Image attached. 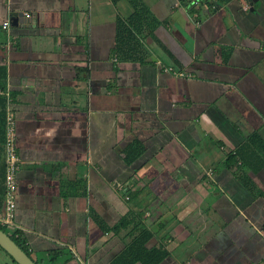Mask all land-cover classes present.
<instances>
[{"label":"crops","instance_id":"1","mask_svg":"<svg viewBox=\"0 0 264 264\" xmlns=\"http://www.w3.org/2000/svg\"><path fill=\"white\" fill-rule=\"evenodd\" d=\"M143 2L160 25L123 57L128 0H0V226L38 264H145V231L159 264H264V0Z\"/></svg>","mask_w":264,"mask_h":264},{"label":"trees","instance_id":"2","mask_svg":"<svg viewBox=\"0 0 264 264\" xmlns=\"http://www.w3.org/2000/svg\"><path fill=\"white\" fill-rule=\"evenodd\" d=\"M113 1L117 2L119 0H113ZM128 1L133 7V12L127 18V20L120 21L119 23L117 48H116V51L119 52V54L123 57H124L123 54L125 53L126 49L131 51L133 54L137 53L143 55V51L141 49L142 43L141 41L139 43L137 37L140 36L139 38L143 39L144 37L150 35L153 31H155V29L160 25V22L155 18V16L150 11V8L143 2V0H128ZM6 75H7L6 69L0 66V88H5L6 86L5 84ZM249 146L250 144L243 143L239 147L237 153L240 155V158L243 159L242 152H244V150H248ZM143 151H144V147L141 144V142L138 140L134 141L133 144L129 145L125 150L124 159L129 165H131L142 155ZM253 153H261V152L256 149V151ZM261 155L264 156L263 153ZM260 159L263 160L264 162V158H260ZM0 228L5 230V228L2 226H0ZM9 235L17 242V244L24 251H26L31 256L29 249L23 244V242L19 238L15 237L13 234H9ZM152 236L153 234L151 231H145V233L139 236L135 240V243L132 245L133 248L138 245V248L142 249L143 255L139 258L144 260L145 264H159L168 256V252L165 250L164 246L162 245L147 248V243H149ZM126 258L127 257L123 255L122 257L119 258V260L126 261ZM11 260L14 263H16V261L12 257Z\"/></svg>","mask_w":264,"mask_h":264},{"label":"built area","instance_id":"3","mask_svg":"<svg viewBox=\"0 0 264 264\" xmlns=\"http://www.w3.org/2000/svg\"><path fill=\"white\" fill-rule=\"evenodd\" d=\"M27 16H31V14H27ZM10 26L9 21H5L3 24L4 29H8ZM167 72H172L180 77L186 76L183 72L175 71V69L166 68ZM14 132H12V136L9 140V154L7 157V168H6V181H5V189H6V208L5 213L0 216V222L5 225L11 227L14 224V220L16 218L17 209H18V195H19V185H18V170H19V160L17 157V153L14 149Z\"/></svg>","mask_w":264,"mask_h":264},{"label":"water","instance_id":"4","mask_svg":"<svg viewBox=\"0 0 264 264\" xmlns=\"http://www.w3.org/2000/svg\"><path fill=\"white\" fill-rule=\"evenodd\" d=\"M10 15L11 22L13 24L21 20V18L25 19L24 12L18 9L13 11ZM0 247H2L16 261L17 264H37V262H35V260L26 251H24L5 230L1 228Z\"/></svg>","mask_w":264,"mask_h":264},{"label":"rangeland","instance_id":"5","mask_svg":"<svg viewBox=\"0 0 264 264\" xmlns=\"http://www.w3.org/2000/svg\"><path fill=\"white\" fill-rule=\"evenodd\" d=\"M8 234L12 232L8 229H5ZM32 256V255H31ZM0 264H16L11 260V257L0 247Z\"/></svg>","mask_w":264,"mask_h":264}]
</instances>
